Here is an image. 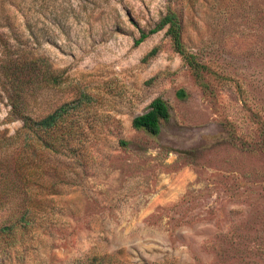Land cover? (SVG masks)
<instances>
[{"label":"rangeland","instance_id":"374dc122","mask_svg":"<svg viewBox=\"0 0 264 264\" xmlns=\"http://www.w3.org/2000/svg\"><path fill=\"white\" fill-rule=\"evenodd\" d=\"M23 1L15 34L40 60L37 107L80 102L82 145H23L26 195L3 198L22 197L29 222L0 231V264H264V0ZM169 8L208 87L166 30L135 46ZM156 98L171 117L153 136L132 123ZM9 111L0 99L8 159L22 127Z\"/></svg>","mask_w":264,"mask_h":264},{"label":"trees","instance_id":"16d2710c","mask_svg":"<svg viewBox=\"0 0 264 264\" xmlns=\"http://www.w3.org/2000/svg\"><path fill=\"white\" fill-rule=\"evenodd\" d=\"M23 5V0H0V28L13 31V36L11 33L0 32V99H6L10 106L7 121L22 122V127L9 138L8 146L12 145L14 155L10 159L0 155V211L5 210L6 206L8 208L6 221L0 224V231L3 233L17 228L22 222H29L25 210L26 201L22 197L19 198V203L14 204L15 207L8 206L10 201L3 198L7 194L13 197L26 195V180L20 170L21 164L24 163V159L20 158L24 146L27 144L33 151L42 149L58 154L76 153L82 145V138L78 133L80 102L65 103L47 112H40L37 107V95L28 83L36 80L41 74L40 60L21 50V45L16 41L19 36L15 34V27L19 26L22 19H26L22 14ZM162 30H166L175 52L190 67L200 84L208 87L203 81V74L209 72V68L201 64L197 56L188 50L184 42L181 17L173 8L167 10L154 28L142 30L135 40V46L141 45ZM157 53L158 49L154 48L146 59L154 57ZM43 67H47L46 74L51 75L49 64L44 62ZM177 97L185 99L187 94L180 89ZM170 117L169 104L162 98H156L146 113L134 118L132 125L137 130L157 136L161 132L162 122L168 121ZM10 162H13L11 166Z\"/></svg>","mask_w":264,"mask_h":264}]
</instances>
